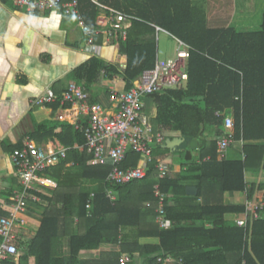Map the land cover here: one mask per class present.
<instances>
[{
	"label": "trees",
	"instance_id": "trees-1",
	"mask_svg": "<svg viewBox=\"0 0 264 264\" xmlns=\"http://www.w3.org/2000/svg\"><path fill=\"white\" fill-rule=\"evenodd\" d=\"M78 1L86 23L94 29L104 8L134 18L125 39L122 33H114L119 51L115 62L93 57L70 74V80L88 91L102 76L107 86L122 79L119 93L130 91L143 72L155 66L156 27L188 47L186 86L148 97L158 109L154 130L180 133L186 142L173 152L158 147L145 179L111 187L106 183L110 168L92 166L93 153L83 134L71 124H62L59 139L68 149L67 158L46 171L58 189L39 195L47 207L30 202L25 217L35 235L18 263L3 264H31L32 260L33 264H120L118 253L103 254L98 260H83L80 254L119 243L122 231L126 232L122 252L140 253L142 264H166L167 259L172 264H264V211L260 219L249 220L247 228H241L230 218H245L246 206L224 203L225 195L246 193L253 200L257 191H264V182L257 185L247 179L249 172L264 171V13L260 31L240 33L235 28L210 27L207 0ZM226 110L234 114L235 142L245 143L244 159H221L217 143L208 140L223 136V117L216 113ZM170 153L181 156L183 169L160 180L156 166ZM138 162L139 155L129 152L121 167H136ZM156 184L168 195L165 212L170 229L157 223ZM190 186L197 187L198 196H188ZM107 190L116 201L108 199ZM10 212L0 208V214ZM62 233L69 236L67 257L57 251ZM141 238H158L160 244L141 246Z\"/></svg>",
	"mask_w": 264,
	"mask_h": 264
},
{
	"label": "crops",
	"instance_id": "crops-1",
	"mask_svg": "<svg viewBox=\"0 0 264 264\" xmlns=\"http://www.w3.org/2000/svg\"><path fill=\"white\" fill-rule=\"evenodd\" d=\"M207 2L208 8L212 10L211 14L207 13L208 23H211V25L221 23L220 26L213 27L235 28L240 33H255L261 30L262 24L259 21H254L255 18L249 21L248 18L251 15L253 19V16L259 11L257 6L255 7L256 0H248L247 4L249 5L244 6L242 4V7L239 0L235 1L236 5L233 2L224 3V0H207ZM104 13L103 9L99 17L103 16ZM263 13L264 7L262 15ZM97 36H101L102 39L98 40ZM97 36L95 37L96 49L90 50L87 45V35L79 27L75 18L64 15L62 8L54 11L29 13L26 10L17 8L13 0L7 2L0 0L1 205L10 204V198L13 197L16 191L21 189L10 155L14 150L20 148L25 140L31 139L45 148L51 145L65 148L59 139V135L63 132L62 124L68 123L74 126L77 118L75 111L68 112L72 106L66 108L62 102L57 103V99H61L69 85L76 82L70 80V74L93 57H99L107 62L117 60L119 51L113 43V38L109 39L104 34H98ZM170 37L174 39L171 35ZM79 84L85 88L83 84ZM122 90V79H116V85L107 86L102 76L87 91L91 95V103L108 108L111 106L113 93ZM50 94L56 98V102L45 106L33 104L38 97ZM146 104L145 115L146 117L149 116V120L153 124L158 109L149 104L148 97L146 98ZM43 124H47V126L39 129V126ZM163 133L166 135V140L181 136L177 132ZM212 139L208 138L209 141H212ZM234 145L233 151L230 152V158L244 159L246 157L243 154L245 143L235 142ZM80 150H83V148H80ZM197 151H194L193 154H197ZM177 157L181 158V156ZM225 158H227V155ZM182 162L181 159L180 164L170 166L171 176L182 171ZM71 165L73 164H69V166ZM247 179L249 183L255 182L259 185L264 182V171L249 172ZM263 193L264 191H257L253 200H249L246 193L238 192L225 195L224 203L246 205L248 202H257ZM114 196L116 197V195ZM38 204H41L42 207L48 205L43 200ZM3 209L9 208L5 207ZM25 216L27 215L23 217ZM35 217L38 219L41 214L38 213ZM239 218V216H233L230 220L236 223ZM207 226L212 227V224L207 223ZM32 233L30 240L35 235L34 230ZM125 233V231H122V235ZM122 235L119 243L103 244L100 249L94 251H82L80 258L83 260H98L103 254L118 253L121 255V259L123 255L129 254L134 256L139 264H142L140 253L122 252ZM139 243L141 246H156L160 244V240L158 238H141ZM57 251L60 257H67L70 254L68 235L61 234ZM172 263H174L173 260L166 264ZM31 264H33V260Z\"/></svg>",
	"mask_w": 264,
	"mask_h": 264
},
{
	"label": "built area",
	"instance_id": "built-area-1",
	"mask_svg": "<svg viewBox=\"0 0 264 264\" xmlns=\"http://www.w3.org/2000/svg\"><path fill=\"white\" fill-rule=\"evenodd\" d=\"M96 3L98 0H93ZM17 8L29 13L54 11L62 8L64 15L76 19L79 27L88 37V48L95 50V37L104 34L111 39L115 32L122 33L124 39L132 26L133 17L112 8H104V15L100 16L96 27H90L80 10L78 0H13ZM157 33L161 31L156 27ZM158 39V37H157ZM183 48V49H182ZM188 47L179 42L175 59L160 60L157 58L155 66L148 69L135 81L133 88L125 93L114 92L111 106L103 107L91 103L90 93L79 83L73 82L62 95V104L71 105L70 111H75L77 118L74 126L83 134L86 147L93 153L92 166L110 168L107 186H122L147 177L150 167L155 162L154 152L166 143V135L154 130L153 124L146 117V98L150 95L167 90L182 89L186 86L188 75ZM56 102L53 95H42L34 100V105L45 106ZM217 117H223L224 134L213 138L217 143L220 157L225 158L227 151L235 143V118L232 110L217 112ZM68 149L51 145L48 148L39 146L31 139L25 140L23 145L14 150L11 162L21 189L10 198L8 215L0 214V264L15 260L17 263L33 235L32 224L23 217L29 213L30 202L39 203L40 194H47L58 188L55 180L46 175V171L57 167L67 158ZM129 152L139 155L136 167L123 169L121 164L126 160ZM158 179L163 180L171 176L170 166L160 160L156 166ZM155 196L159 199L157 223L161 229H170L165 212V202L168 195L163 194L160 185L154 186ZM95 195L92 193L91 198ZM107 197L116 201L111 190H107ZM245 218L236 220L238 227L247 228L249 220H258L264 211V193L257 202H248ZM91 200L87 210L90 216ZM172 260L167 259L166 263ZM120 264H139L132 255H123Z\"/></svg>",
	"mask_w": 264,
	"mask_h": 264
},
{
	"label": "rangeland",
	"instance_id": "rangeland-1",
	"mask_svg": "<svg viewBox=\"0 0 264 264\" xmlns=\"http://www.w3.org/2000/svg\"><path fill=\"white\" fill-rule=\"evenodd\" d=\"M235 1L236 0H224V3L233 2L234 5H236ZM239 3L241 5V7H242V4L244 6L245 5L246 6L249 5V4H247L248 0H239ZM219 4H220V2H219ZM256 6L259 9V11H257L255 16H253V19H252L251 15L248 18L250 19L249 21H252L255 18L254 21H259L262 24V20H263L262 11H263V7H264V0H256L255 7ZM207 8H208V2H207L206 10H207L208 14H211L212 13L211 8H208V9ZM220 24L221 23H219L217 25H213V24L211 25V23H210L209 26L210 27L220 26ZM157 37H158V39H157L158 58H160V60L175 59L177 57V51H178V48H179L178 41L172 39L170 37V35L167 34L165 31H159V33H157ZM234 146L235 145L233 144L232 147L227 151L228 154H226V155H227L228 158H230V152H231V150L233 151V147ZM188 147H190V145H188ZM190 149H192V148L190 147ZM177 156H180V155L173 154V153H170L168 155L166 154V156L164 157L163 161L169 166H172L173 164H180L181 163V158L177 157ZM172 171H173V169H172Z\"/></svg>",
	"mask_w": 264,
	"mask_h": 264
},
{
	"label": "water",
	"instance_id": "water-1",
	"mask_svg": "<svg viewBox=\"0 0 264 264\" xmlns=\"http://www.w3.org/2000/svg\"><path fill=\"white\" fill-rule=\"evenodd\" d=\"M185 142H186V139L182 136L176 137L173 139L168 138L163 148L169 151H174L176 148L181 147ZM187 194L188 196H191V197L198 196L197 187H194V186L187 187Z\"/></svg>",
	"mask_w": 264,
	"mask_h": 264
}]
</instances>
